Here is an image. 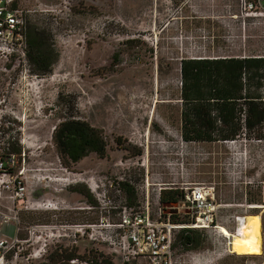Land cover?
<instances>
[{
  "label": "rangeland",
  "instance_id": "obj_1",
  "mask_svg": "<svg viewBox=\"0 0 264 264\" xmlns=\"http://www.w3.org/2000/svg\"><path fill=\"white\" fill-rule=\"evenodd\" d=\"M16 2L27 29L44 31L56 56L52 71L41 76L29 63L13 68L0 60V154L20 150L16 171L25 169L29 202L18 211L19 237L30 238L24 247L40 253L31 264H70V253L79 264H100L103 239L115 233H98V241L77 237V244L73 235L86 224L119 221L126 196L118 183L125 181L139 206L149 202L154 219L187 213L177 204L163 210L161 190L205 185L214 187L221 225L233 228L235 216L249 215L262 232L264 140L184 142L180 60L264 56V3L263 15L243 17L237 0ZM70 116L100 130L104 157L91 153L69 167L61 164L53 132ZM133 148L142 154L133 156ZM12 206L2 193L0 212L13 214ZM198 231L195 250H185L175 231L181 264H264V257L240 263L237 258L249 255L228 253L212 231ZM110 261L119 264L116 257Z\"/></svg>",
  "mask_w": 264,
  "mask_h": 264
},
{
  "label": "trees",
  "instance_id": "obj_2",
  "mask_svg": "<svg viewBox=\"0 0 264 264\" xmlns=\"http://www.w3.org/2000/svg\"><path fill=\"white\" fill-rule=\"evenodd\" d=\"M44 31L32 26L27 29V58L33 73L46 75L52 71L56 56L50 44L44 41ZM181 137L186 143H224L239 137L264 140V56L219 57L183 59L180 61ZM53 142L64 167L78 163L91 153L104 157L107 143L100 130L80 118L64 117L55 127ZM131 150V149H129ZM133 156L142 151L133 148ZM13 154H20L13 149ZM126 196L125 207L134 210L137 192L128 182H119ZM183 195L177 189L160 191L163 210L176 205ZM170 221L188 225L187 215L176 212ZM262 230L263 256L249 255L237 258L240 263L264 257V213ZM198 229H179L178 241L185 250H195L201 244ZM175 248V244H174ZM63 257V253L59 255ZM100 264H113L103 255ZM80 258L70 253L66 260ZM223 264V263H220Z\"/></svg>",
  "mask_w": 264,
  "mask_h": 264
},
{
  "label": "built area",
  "instance_id": "obj_3",
  "mask_svg": "<svg viewBox=\"0 0 264 264\" xmlns=\"http://www.w3.org/2000/svg\"><path fill=\"white\" fill-rule=\"evenodd\" d=\"M241 16L263 15L264 0H237ZM27 20L16 0H0V60L11 63L13 68L28 66L27 58ZM18 155L0 154V195L8 193L18 209L12 206L13 214L0 212V264H31L39 255L38 251H29L24 247L30 242L19 237L21 228L18 211L28 208V187L25 169L18 168ZM183 195L177 203V209H186L185 215L191 220L188 225H177L167 219H154L150 216L149 202L139 206V210L124 207L117 223L100 225L90 223L79 227L73 235V244L77 237H89L98 241V233L105 230L115 233L109 240L103 241L107 249L105 257H116L119 264H181L175 256V231L181 228L209 230L213 232L225 251L231 253V242L236 236H242L247 216L237 215L234 226L229 228L219 222V205L216 202L214 187L196 185L181 189ZM17 204V205H16ZM137 208V209H138ZM160 211V210H159ZM161 212V211H160ZM224 227L228 234L224 233ZM80 233L81 235H78ZM79 264V258L68 261Z\"/></svg>",
  "mask_w": 264,
  "mask_h": 264
},
{
  "label": "bare ground",
  "instance_id": "obj_4",
  "mask_svg": "<svg viewBox=\"0 0 264 264\" xmlns=\"http://www.w3.org/2000/svg\"><path fill=\"white\" fill-rule=\"evenodd\" d=\"M257 206H255L256 208ZM264 207V206H258ZM257 207V208H258ZM245 227L243 228L242 236H236L231 242V253L237 255H260L262 253V232L261 224L255 221L252 216H247ZM224 233L228 234L227 230L222 227Z\"/></svg>",
  "mask_w": 264,
  "mask_h": 264
},
{
  "label": "crops",
  "instance_id": "obj_5",
  "mask_svg": "<svg viewBox=\"0 0 264 264\" xmlns=\"http://www.w3.org/2000/svg\"><path fill=\"white\" fill-rule=\"evenodd\" d=\"M219 57H227L225 55H213V56H190V57H184L183 59H199V58H219ZM233 57H245V56H233ZM180 60V61H181Z\"/></svg>",
  "mask_w": 264,
  "mask_h": 264
}]
</instances>
